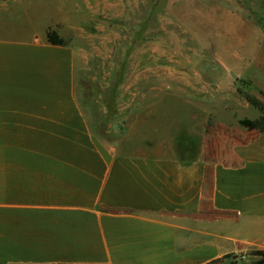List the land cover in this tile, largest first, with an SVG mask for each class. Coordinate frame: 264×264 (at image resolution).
<instances>
[{"label": "crops", "instance_id": "crops-1", "mask_svg": "<svg viewBox=\"0 0 264 264\" xmlns=\"http://www.w3.org/2000/svg\"><path fill=\"white\" fill-rule=\"evenodd\" d=\"M3 4L0 264L257 259L264 134L167 90L100 138L76 96L75 49L46 40L70 33L67 5Z\"/></svg>", "mask_w": 264, "mask_h": 264}, {"label": "rangeland", "instance_id": "rangeland-1", "mask_svg": "<svg viewBox=\"0 0 264 264\" xmlns=\"http://www.w3.org/2000/svg\"><path fill=\"white\" fill-rule=\"evenodd\" d=\"M53 1L69 8L76 96L107 140L167 90L230 122L259 117L243 94L264 100V0Z\"/></svg>", "mask_w": 264, "mask_h": 264}, {"label": "trees", "instance_id": "trees-1", "mask_svg": "<svg viewBox=\"0 0 264 264\" xmlns=\"http://www.w3.org/2000/svg\"><path fill=\"white\" fill-rule=\"evenodd\" d=\"M46 40L51 44L56 45H67V40L59 35L57 31L53 28H49L46 32ZM249 81H246V84H248ZM240 90V88H238ZM262 93V92H261ZM245 100L254 108H256L259 111V117L256 119H250L248 117H241L238 119V123L249 130L258 129L261 132H264V100L252 93H244L243 94ZM90 127V125H89ZM91 129V127H90ZM92 130V129H91ZM93 131V130H92ZM97 136L100 138L106 139L107 135H105V131L103 129H97V131H93ZM112 140V139H110ZM249 254L257 256L258 258L247 263V264H264V249H251ZM230 254H225L223 257L216 258L213 260H210L204 264H220L222 258L229 257Z\"/></svg>", "mask_w": 264, "mask_h": 264}]
</instances>
